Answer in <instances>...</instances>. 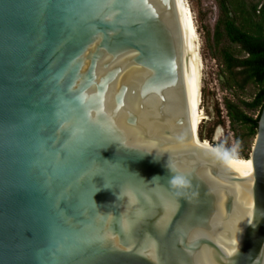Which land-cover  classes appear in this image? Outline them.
I'll return each instance as SVG.
<instances>
[{"label":"water","instance_id":"obj_1","mask_svg":"<svg viewBox=\"0 0 264 264\" xmlns=\"http://www.w3.org/2000/svg\"><path fill=\"white\" fill-rule=\"evenodd\" d=\"M196 109L181 0H0V264H264V105L242 165Z\"/></svg>","mask_w":264,"mask_h":264},{"label":"trees","instance_id":"obj_2","mask_svg":"<svg viewBox=\"0 0 264 264\" xmlns=\"http://www.w3.org/2000/svg\"><path fill=\"white\" fill-rule=\"evenodd\" d=\"M220 8L222 15L216 25L215 43L218 44L221 37L226 36L231 44L237 45L246 54L239 57L231 49L222 50L228 74L226 84L230 90L237 88L244 91L249 84L257 88L252 101L240 100V103H235L226 99L224 102L236 142L242 146L246 138H255L264 105V0L257 4H250L247 0H220ZM246 110L256 111V117ZM221 123L224 124V121ZM199 136L202 140L211 139V136L203 133ZM219 149L226 155H234L223 144ZM250 152H241L239 157L249 159Z\"/></svg>","mask_w":264,"mask_h":264},{"label":"rangeland","instance_id":"obj_3","mask_svg":"<svg viewBox=\"0 0 264 264\" xmlns=\"http://www.w3.org/2000/svg\"><path fill=\"white\" fill-rule=\"evenodd\" d=\"M247 1L250 4L262 2V0ZM188 3L197 27L203 65L201 109L204 113V119L200 124L198 134L203 133L211 136V139L206 138L204 140L211 145L214 143L213 145L219 148L220 144H223L225 148H229L232 151L234 156L239 157L241 152L248 154L253 147L255 138H246L247 140L242 142V146L237 144L235 134L227 117L224 102L226 99L235 103H240V100L252 101L257 88L253 84L247 85L244 91L237 88L231 90L228 88L226 84L228 74L222 50L231 49L239 57H245L246 54L237 45L231 44L226 36H222L218 44L215 43L216 25L222 15L220 0H188ZM222 28L221 26V31L223 30ZM218 111L220 112L219 114ZM246 111L249 115L256 117V111ZM221 121H224V124Z\"/></svg>","mask_w":264,"mask_h":264},{"label":"bare ground","instance_id":"obj_4","mask_svg":"<svg viewBox=\"0 0 264 264\" xmlns=\"http://www.w3.org/2000/svg\"><path fill=\"white\" fill-rule=\"evenodd\" d=\"M182 6L186 18V23L189 31V36L192 44V49L194 53L195 58V65H196V72H197V109H196V124H195V137H196V143L198 145L206 146L207 148H215L217 153L220 154L221 159L225 162L235 164V165H242V164H249L252 163V160L249 159H243L241 157L237 156H229L221 152L218 147L211 145L209 142L204 140V143H201L200 140L197 137V133L200 127V124L202 123L204 119V113L201 109V77H202V70L203 65L201 62V54H200V45H199V38H198V32L197 27L194 19V15L191 11V8L189 7L188 0H181Z\"/></svg>","mask_w":264,"mask_h":264}]
</instances>
